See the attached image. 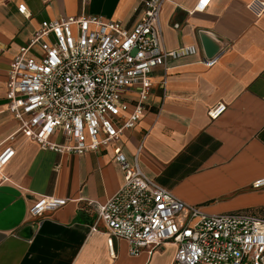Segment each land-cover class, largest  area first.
<instances>
[{
  "label": "crops",
  "instance_id": "crops-1",
  "mask_svg": "<svg viewBox=\"0 0 264 264\" xmlns=\"http://www.w3.org/2000/svg\"><path fill=\"white\" fill-rule=\"evenodd\" d=\"M168 0L161 11L166 51L193 47L170 61L167 89L155 72L140 121L119 141L83 155L42 148L20 131L7 111L8 72L15 56L45 21L92 15L139 22V0H0V154L15 155L0 186V264H175L177 248L165 245L132 256L129 244L108 245L94 231L90 203L105 204L124 185L116 161L121 149L131 164L184 203L207 215L252 211L264 217V0ZM25 5L26 17L19 12ZM219 51V52H217ZM217 60L207 67L205 60ZM226 111L212 120L209 111ZM53 142L64 143L60 135ZM41 197L67 199L64 207L34 217Z\"/></svg>",
  "mask_w": 264,
  "mask_h": 264
},
{
  "label": "built area",
  "instance_id": "built-area-1",
  "mask_svg": "<svg viewBox=\"0 0 264 264\" xmlns=\"http://www.w3.org/2000/svg\"><path fill=\"white\" fill-rule=\"evenodd\" d=\"M88 1V0H84ZM168 0H139L142 14L132 29L100 17L45 21L13 59L7 81V111L20 131L44 149L83 155L119 141L143 116L162 69L160 90L167 89L170 61L195 54L193 47L166 51L162 45L161 11ZM211 0H201L204 11ZM19 12L26 17L27 7ZM217 60H205L207 67ZM226 107L209 111L217 120ZM61 135L63 144L52 141ZM116 161L124 185L105 204L90 203L97 214L94 231H103L113 250L115 240L129 253L150 254L165 245L177 248L175 264H264V217L252 211L207 215L184 203L131 164L121 149ZM15 155L0 154V186L4 168ZM264 186L257 181L254 188ZM67 204V199L41 197L31 214L40 217Z\"/></svg>",
  "mask_w": 264,
  "mask_h": 264
},
{
  "label": "snow or ice",
  "instance_id": "snow-or-ice-1",
  "mask_svg": "<svg viewBox=\"0 0 264 264\" xmlns=\"http://www.w3.org/2000/svg\"><path fill=\"white\" fill-rule=\"evenodd\" d=\"M205 2H207V0H205Z\"/></svg>",
  "mask_w": 264,
  "mask_h": 264
},
{
  "label": "water",
  "instance_id": "water-1",
  "mask_svg": "<svg viewBox=\"0 0 264 264\" xmlns=\"http://www.w3.org/2000/svg\"><path fill=\"white\" fill-rule=\"evenodd\" d=\"M217 52H219V51H217Z\"/></svg>",
  "mask_w": 264,
  "mask_h": 264
}]
</instances>
